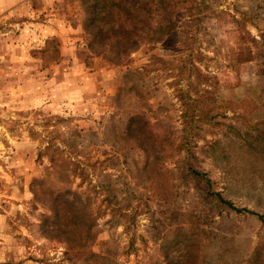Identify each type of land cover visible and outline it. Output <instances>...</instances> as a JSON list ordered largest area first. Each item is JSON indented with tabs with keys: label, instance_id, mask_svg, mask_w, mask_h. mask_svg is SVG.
<instances>
[{
	"label": "rangeland",
	"instance_id": "obj_1",
	"mask_svg": "<svg viewBox=\"0 0 264 264\" xmlns=\"http://www.w3.org/2000/svg\"><path fill=\"white\" fill-rule=\"evenodd\" d=\"M126 1L0 0V264H264V0Z\"/></svg>",
	"mask_w": 264,
	"mask_h": 264
},
{
	"label": "trees",
	"instance_id": "obj_2",
	"mask_svg": "<svg viewBox=\"0 0 264 264\" xmlns=\"http://www.w3.org/2000/svg\"><path fill=\"white\" fill-rule=\"evenodd\" d=\"M83 5L86 4L84 9L86 10V29L90 30L91 33L96 36L101 32V26H109L110 23L116 18L117 20H122V23L127 25L131 20H136L138 17L140 9L135 8L130 5L126 0H80ZM135 13L137 15H135ZM91 23V24H90ZM92 27L87 28V27ZM132 32L130 29L124 30L123 38L126 42L131 40L130 35ZM98 37V36H97ZM131 43V42H129ZM131 45V44H130ZM129 50L120 48L119 55L128 53ZM117 53V55H118Z\"/></svg>",
	"mask_w": 264,
	"mask_h": 264
}]
</instances>
